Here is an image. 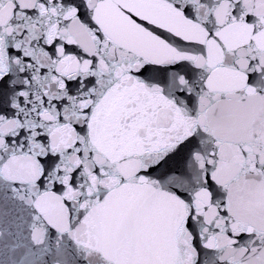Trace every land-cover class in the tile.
I'll return each instance as SVG.
<instances>
[{
  "label": "snow or ice",
  "instance_id": "obj_1",
  "mask_svg": "<svg viewBox=\"0 0 264 264\" xmlns=\"http://www.w3.org/2000/svg\"><path fill=\"white\" fill-rule=\"evenodd\" d=\"M0 264H264V0H0Z\"/></svg>",
  "mask_w": 264,
  "mask_h": 264
}]
</instances>
